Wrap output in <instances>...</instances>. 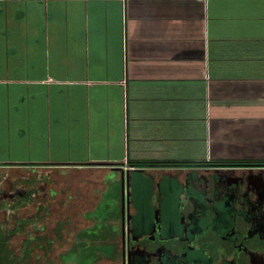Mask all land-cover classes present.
<instances>
[{"label": "crops", "instance_id": "1", "mask_svg": "<svg viewBox=\"0 0 264 264\" xmlns=\"http://www.w3.org/2000/svg\"><path fill=\"white\" fill-rule=\"evenodd\" d=\"M3 122L5 191H38L20 218L92 219L138 169L264 162V0H0Z\"/></svg>", "mask_w": 264, "mask_h": 264}, {"label": "flooded vegetation", "instance_id": "2", "mask_svg": "<svg viewBox=\"0 0 264 264\" xmlns=\"http://www.w3.org/2000/svg\"><path fill=\"white\" fill-rule=\"evenodd\" d=\"M133 174L138 199L131 181L112 218L86 220L56 264H264V162Z\"/></svg>", "mask_w": 264, "mask_h": 264}, {"label": "trees", "instance_id": "3", "mask_svg": "<svg viewBox=\"0 0 264 264\" xmlns=\"http://www.w3.org/2000/svg\"><path fill=\"white\" fill-rule=\"evenodd\" d=\"M4 178V177H3ZM0 175V185L3 180ZM37 190H28L27 188H13V190L5 191L0 188V213L4 214V219L0 221V264H30V259L33 256L35 250L41 249L44 255L51 252L53 247V238L48 235L39 234L40 227L39 222L47 221L49 216L47 206L40 205L37 208L35 214L31 217L20 218L17 213L26 207L30 206L34 202V198L37 195ZM44 211L43 218L39 215L41 211ZM12 222L13 227H6L8 223ZM64 225L58 222L55 225L54 233L62 232ZM32 232L35 235H32ZM23 235L25 238L21 241L17 254L9 246V242L12 236ZM45 242V244H42ZM46 264H51L46 262Z\"/></svg>", "mask_w": 264, "mask_h": 264}, {"label": "rangeland", "instance_id": "4", "mask_svg": "<svg viewBox=\"0 0 264 264\" xmlns=\"http://www.w3.org/2000/svg\"><path fill=\"white\" fill-rule=\"evenodd\" d=\"M0 126H4V122L0 123ZM2 128V127H1ZM0 160H7L8 158H13V157H21L23 156L24 151L22 149L19 148L18 152H13L12 155H8L9 151L7 149L8 147V142H7V137L5 135V126L4 128L0 129ZM17 140V139H16ZM19 141V140H18ZM21 143L17 142V145H20ZM12 146L15 147L16 145L13 143ZM3 175V176H2ZM2 178L4 177L5 173L3 171L2 174ZM37 174H29V173H25L24 171L19 169L18 171L13 172L12 174L9 175L10 179L14 178V180H19V182H21L20 178H31L37 181L36 178ZM112 175H109L105 178L106 183L109 181H112L113 178H111ZM134 178V174L133 177ZM5 178H3L2 183L0 185V188H2L3 190H6L7 188V182L6 180H4ZM25 179V180H26ZM133 181V180H132ZM54 183H58V182H54ZM133 183V201H136V199H138L139 195L137 192V183L135 182V180L132 182ZM57 184H52L50 187H54ZM116 197V195H115ZM115 201V202H114ZM117 198H114L112 196V199L106 204H100L96 209L97 212L94 213L92 215L93 218H98L100 215L101 216H105L107 215L110 210L113 208L114 204L116 203ZM109 206H111L110 208H108ZM51 207L54 210V215L52 217H63V216H70L72 217V220L70 221H59L60 223H62V225H64V229L62 230V232L58 233L59 236H61V238H58L57 233H54L53 230L55 229V225L58 223V221H55L54 218H51L50 221H41L39 222V234L41 235H48L49 237L53 238L54 242H53V247L51 252H49L47 255H44L43 251L41 249L39 250H35L33 253L32 258L30 259V264H45L46 262H49L51 264H56V262L58 261V255L61 253H64L66 251V249L68 248L69 244L71 243V241L73 240V238L75 237L76 233L78 232V230H80L81 228H84L85 226V221H81L78 220V215L73 214L74 211H78L79 209H83L85 206L81 205L77 208V206H65L63 204H52ZM32 208V207H30ZM84 210V209H83ZM43 211V210H41ZM31 212V209L27 208L26 210H22L18 213L17 216L23 217L25 216L26 213ZM103 214V215H102ZM41 216V215H40ZM4 219V214L0 213V221H2ZM98 220V219H97ZM9 229L13 227V223L10 222L7 224V226ZM32 235H35V233L32 232ZM25 238V236L23 235H14L11 237L10 242H9V246L11 247V249L17 254L19 246L21 244V241ZM42 244H45V242H43Z\"/></svg>", "mask_w": 264, "mask_h": 264}, {"label": "water", "instance_id": "5", "mask_svg": "<svg viewBox=\"0 0 264 264\" xmlns=\"http://www.w3.org/2000/svg\"><path fill=\"white\" fill-rule=\"evenodd\" d=\"M122 193H124V188H125V193H126V196L128 197L129 195V191H128V187H129V173L127 172L126 175H125V178L122 177ZM125 184V185H124Z\"/></svg>", "mask_w": 264, "mask_h": 264}]
</instances>
